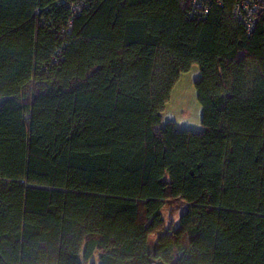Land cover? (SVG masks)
I'll use <instances>...</instances> for the list:
<instances>
[{"label":"trees","instance_id":"trees-1","mask_svg":"<svg viewBox=\"0 0 264 264\" xmlns=\"http://www.w3.org/2000/svg\"><path fill=\"white\" fill-rule=\"evenodd\" d=\"M56 1L0 0V264H264V4L87 0L62 36ZM192 65L202 129L161 125Z\"/></svg>","mask_w":264,"mask_h":264},{"label":"rangeland","instance_id":"rangeland-1","mask_svg":"<svg viewBox=\"0 0 264 264\" xmlns=\"http://www.w3.org/2000/svg\"><path fill=\"white\" fill-rule=\"evenodd\" d=\"M199 78L200 69L197 65H192L188 71L180 74L162 112L161 125L173 121L178 129L196 132L202 129L201 106L197 100L194 85ZM181 211V209L171 211L168 206H165L161 213L167 224L176 226Z\"/></svg>","mask_w":264,"mask_h":264},{"label":"built area","instance_id":"built-area-1","mask_svg":"<svg viewBox=\"0 0 264 264\" xmlns=\"http://www.w3.org/2000/svg\"><path fill=\"white\" fill-rule=\"evenodd\" d=\"M87 2V0H57L55 2V5L64 4L69 9L68 26L61 29L60 34L62 36L69 34V25L72 18L87 5ZM186 2V16L188 18H202L207 15L213 5L222 6L224 0H186ZM263 4L264 0H235L231 7L230 16L234 21L242 24L249 31L254 24L255 14ZM61 49L57 48L55 50L56 56L53 59L54 64H57L59 61Z\"/></svg>","mask_w":264,"mask_h":264},{"label":"water","instance_id":"water-1","mask_svg":"<svg viewBox=\"0 0 264 264\" xmlns=\"http://www.w3.org/2000/svg\"><path fill=\"white\" fill-rule=\"evenodd\" d=\"M154 264H163L161 261H155Z\"/></svg>","mask_w":264,"mask_h":264}]
</instances>
